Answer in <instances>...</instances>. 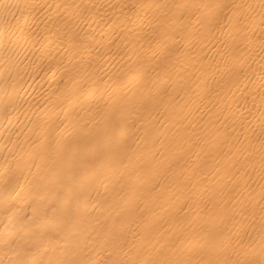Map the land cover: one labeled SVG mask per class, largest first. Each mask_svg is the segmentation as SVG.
Returning <instances> with one entry per match:
<instances>
[{
	"label": "bare ground",
	"instance_id": "bare-ground-1",
	"mask_svg": "<svg viewBox=\"0 0 264 264\" xmlns=\"http://www.w3.org/2000/svg\"><path fill=\"white\" fill-rule=\"evenodd\" d=\"M0 264H264V0H0Z\"/></svg>",
	"mask_w": 264,
	"mask_h": 264
}]
</instances>
